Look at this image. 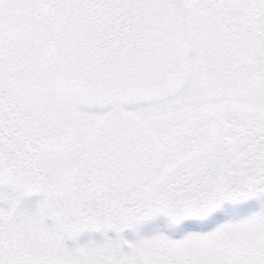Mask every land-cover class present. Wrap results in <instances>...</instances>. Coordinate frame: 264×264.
<instances>
[{"label":"snow or ice","instance_id":"snow-or-ice-1","mask_svg":"<svg viewBox=\"0 0 264 264\" xmlns=\"http://www.w3.org/2000/svg\"><path fill=\"white\" fill-rule=\"evenodd\" d=\"M0 264H264V0H0Z\"/></svg>","mask_w":264,"mask_h":264}]
</instances>
